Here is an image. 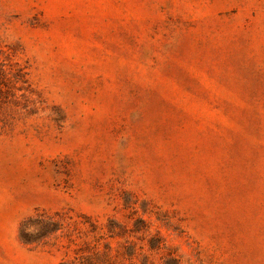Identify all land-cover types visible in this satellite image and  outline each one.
<instances>
[{"label":"rangeland","instance_id":"374dc122","mask_svg":"<svg viewBox=\"0 0 264 264\" xmlns=\"http://www.w3.org/2000/svg\"><path fill=\"white\" fill-rule=\"evenodd\" d=\"M0 264H264V0H0Z\"/></svg>","mask_w":264,"mask_h":264},{"label":"trees","instance_id":"16d2710c","mask_svg":"<svg viewBox=\"0 0 264 264\" xmlns=\"http://www.w3.org/2000/svg\"><path fill=\"white\" fill-rule=\"evenodd\" d=\"M25 240H28V239H25Z\"/></svg>","mask_w":264,"mask_h":264}]
</instances>
